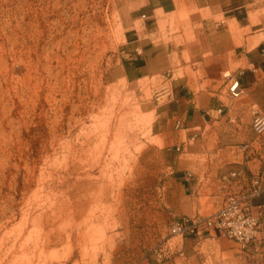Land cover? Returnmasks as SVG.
I'll return each mask as SVG.
<instances>
[{
	"label": "rangeland",
	"instance_id": "rangeland-1",
	"mask_svg": "<svg viewBox=\"0 0 264 264\" xmlns=\"http://www.w3.org/2000/svg\"><path fill=\"white\" fill-rule=\"evenodd\" d=\"M156 1L0 0V264H229L234 240L172 224L264 178V96L227 85L245 39L264 49V0L202 24ZM190 104L214 122L177 127Z\"/></svg>",
	"mask_w": 264,
	"mask_h": 264
},
{
	"label": "built area",
	"instance_id": "built-area-1",
	"mask_svg": "<svg viewBox=\"0 0 264 264\" xmlns=\"http://www.w3.org/2000/svg\"><path fill=\"white\" fill-rule=\"evenodd\" d=\"M145 16V15H144ZM138 54L142 51L136 48ZM227 85L229 92L238 97L245 92L239 75L228 74ZM224 107L219 106L216 112L221 114ZM177 127L182 122L177 121ZM252 130L256 135H264V112L254 109ZM198 133H194V139ZM232 176H243V170L234 171ZM251 185L239 192L230 194L222 207L211 215L200 217H181L172 224V232L182 238H200L206 235L223 236L238 243L240 249L252 258L250 264H256L260 253L261 217L264 204L255 205L254 199L264 194V178L254 176Z\"/></svg>",
	"mask_w": 264,
	"mask_h": 264
},
{
	"label": "crops",
	"instance_id": "crops-1",
	"mask_svg": "<svg viewBox=\"0 0 264 264\" xmlns=\"http://www.w3.org/2000/svg\"><path fill=\"white\" fill-rule=\"evenodd\" d=\"M232 6L229 7L228 3ZM179 5H184L186 10L193 12L191 17L194 19L193 23L202 24V12L209 10L214 16L224 14L227 18L230 17L232 20L235 19L237 22L239 20L232 14L233 9L238 10L241 7H246L250 5L249 0H240L235 6L233 5V0H181L180 4H177L175 0H157L153 5V11H163V13L168 14L175 12ZM221 23H214L213 25L218 27ZM247 23L243 26H250ZM253 29V27L251 26ZM261 27L258 30H263ZM219 43V48L229 50L234 49L233 39L227 37L225 41L217 40ZM249 39H245L243 45H239L237 49V61L244 64L235 72L241 78L242 87L245 90L252 89L253 99L257 104L263 105L262 97L264 96V79L261 78V74L264 72V49H260V46L249 48ZM264 44V43H263ZM241 48V49H240ZM136 72L141 69V64L137 66L134 63ZM214 116L210 111H205V109L198 107V105H186L183 108L181 117L178 119L182 122V127L186 130H198L205 129L208 124L214 122ZM198 133V132H195ZM257 205V204H255ZM261 243H260V253L257 255L256 264H264V214L261 217ZM205 237H214L211 235H206ZM227 238V237H226ZM231 252L233 253L232 258L228 259L229 264H250L252 258L243 252L238 245L231 247Z\"/></svg>",
	"mask_w": 264,
	"mask_h": 264
}]
</instances>
